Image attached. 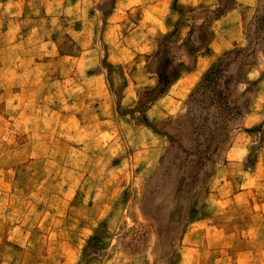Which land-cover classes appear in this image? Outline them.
I'll use <instances>...</instances> for the list:
<instances>
[{
    "label": "rangeland",
    "instance_id": "374dc122",
    "mask_svg": "<svg viewBox=\"0 0 264 264\" xmlns=\"http://www.w3.org/2000/svg\"><path fill=\"white\" fill-rule=\"evenodd\" d=\"M154 1L119 14L122 28L109 35L117 0H0V264H58L62 241L72 264H192L185 234L194 219L223 215L237 230L249 220L236 204L216 213L214 200L239 199L243 175L223 169L231 148L247 151V168L264 151V0L225 30L234 43L211 62L212 23L235 0H167L163 28L133 32L132 59L111 62V48L117 56L115 44ZM192 28L203 46L188 57ZM249 43L239 108L213 142L220 115L190 96L213 64ZM158 64L182 70L146 114ZM62 112L79 119L65 122Z\"/></svg>",
    "mask_w": 264,
    "mask_h": 264
},
{
    "label": "crops",
    "instance_id": "0c3cea01",
    "mask_svg": "<svg viewBox=\"0 0 264 264\" xmlns=\"http://www.w3.org/2000/svg\"><path fill=\"white\" fill-rule=\"evenodd\" d=\"M141 1L117 0V4L113 5L106 14L109 35L116 31V28H122L120 21L118 22L117 20H122V16L133 12L141 4ZM256 1L235 0V4L230 10L214 20L212 23L214 33L207 44L209 49H207L205 59L211 62L233 45L234 39L225 30L233 28L238 22L240 23L243 20V17L250 14ZM166 2L167 0H157L145 4L142 18L132 22L131 32L123 35L122 40L115 44L116 46L118 45L119 49L117 56L113 54V48H111V53H109L108 57L111 62L123 63L132 59L128 54L132 53L133 49L127 44L125 39H130L133 32L137 33V31L143 32L146 30L150 32L163 28L164 17L161 16V12L164 10ZM119 14H122V16L119 17ZM217 23L225 25V28L216 27ZM198 65L199 58L197 57L195 68L179 82V94L191 87L190 78L198 72ZM173 83L174 81L168 86L167 90L174 85ZM174 100L177 105L181 102L178 97L177 99L174 98ZM154 101L156 102L157 100H153L147 106L146 114L151 106L154 105ZM62 114L65 122L79 119V115L75 112H62ZM246 155L247 151H243L240 148H231L228 151V161L223 164V169L227 170L229 174L233 175V172L238 171V173L243 175L242 178L237 179V185L231 178L228 180L230 186H233V184L237 186L235 195L239 199L229 203L224 200V197H216L214 203L217 205L216 213L221 211L223 214L231 211L235 204L242 206L243 211L241 214L249 215V220L245 222L241 230H237L229 229L226 224H222L223 215H206L194 219L191 224L192 228L185 234V249L191 256L197 255L193 261H190L192 264H264V151L257 152L253 166L248 168L243 165ZM226 183L227 181L221 184L220 188H224ZM254 193L257 195L261 194V196L258 198L253 197ZM64 243V241L61 242L63 258L58 264H72L66 258L68 256L65 255ZM229 249L231 250L230 252ZM202 251L205 255L204 258L203 255L202 257L200 255Z\"/></svg>",
    "mask_w": 264,
    "mask_h": 264
},
{
    "label": "trees",
    "instance_id": "16d2710c",
    "mask_svg": "<svg viewBox=\"0 0 264 264\" xmlns=\"http://www.w3.org/2000/svg\"><path fill=\"white\" fill-rule=\"evenodd\" d=\"M197 29L198 31L204 29V24L199 25ZM194 32L195 29L192 28L189 37L182 44V46H190V49L187 51L188 57H195L196 53L200 51L203 46L200 36L198 37L200 39L198 42H194V39L191 38V35ZM250 47L251 43H249L247 48L239 49L213 64L206 71L198 86L190 96L191 102L199 96H203V98H207V100L209 99L208 106L213 105L216 112L220 115L219 118H221V122L216 123V129L213 131V142L218 143L224 140L223 131L227 127V119L230 118V112L234 108H239L237 100L233 99V95L235 87L241 81V71L247 64L249 56L251 55L248 52ZM159 52L160 46L157 50V56ZM167 68L168 66L165 64H158L156 66L158 82L155 88H153L155 95L151 97L148 102L163 94L167 90L168 86L180 76L182 70L181 65L177 68V70L175 69L176 67H173V70L176 71H172L171 73L165 71ZM217 148L218 145H216L215 149Z\"/></svg>",
    "mask_w": 264,
    "mask_h": 264
}]
</instances>
